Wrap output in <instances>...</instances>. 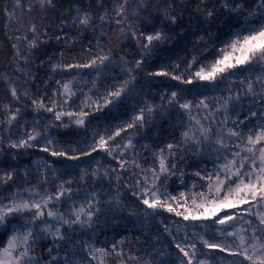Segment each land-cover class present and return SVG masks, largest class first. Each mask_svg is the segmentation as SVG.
I'll return each mask as SVG.
<instances>
[{"label": "snow or ice", "instance_id": "6c2138e0", "mask_svg": "<svg viewBox=\"0 0 264 264\" xmlns=\"http://www.w3.org/2000/svg\"><path fill=\"white\" fill-rule=\"evenodd\" d=\"M0 14V264H264V0Z\"/></svg>", "mask_w": 264, "mask_h": 264}, {"label": "trees", "instance_id": "16d2710c", "mask_svg": "<svg viewBox=\"0 0 264 264\" xmlns=\"http://www.w3.org/2000/svg\"><path fill=\"white\" fill-rule=\"evenodd\" d=\"M8 2H9V0H0V8H3L4 4H6ZM3 23H4L3 15L0 14V42L4 41ZM6 55H7V50L6 49H0V62L3 61V59ZM181 190H183V189H181ZM176 219L179 220L180 218H176Z\"/></svg>", "mask_w": 264, "mask_h": 264}]
</instances>
